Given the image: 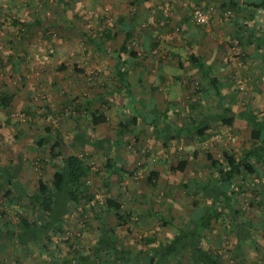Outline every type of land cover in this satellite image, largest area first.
<instances>
[{"label": "rangeland", "instance_id": "1", "mask_svg": "<svg viewBox=\"0 0 264 264\" xmlns=\"http://www.w3.org/2000/svg\"><path fill=\"white\" fill-rule=\"evenodd\" d=\"M132 5L133 0H0V95L6 93L12 97L6 109L0 108V121L5 123L0 122V159L6 156L8 148L9 153L14 149H24L26 152L22 150L23 154L32 158L27 160L29 169L33 168L36 173L28 180L27 194L21 195L15 205H5L0 193V227L8 224L17 226L18 216L23 214L35 216L29 208L28 194L35 191L37 177L50 181L54 172L52 164L59 160L61 150L51 147L55 140L63 144L66 154L79 155L89 167L86 179L88 191L55 226L56 234L48 244L50 249L42 252L39 245L24 248L13 240L3 239L0 264H62L59 256L69 260L68 264H79L78 254L96 244V229L101 223L99 213L105 210L102 203L107 197L119 200L122 209L129 207L132 213L131 220L124 225H118L112 217L109 219L110 228L114 229L113 238L120 249L127 253H139L157 242H166L175 228L157 216H169L174 222L184 224L194 216L191 191L194 186L189 184L186 188L185 184L210 178L206 151L220 159L223 150L240 155L250 147L248 122L237 119L231 127L215 129L204 141L185 132L178 139L168 138L167 135L165 139L153 140L149 136V142L143 139L135 145L132 135L128 138V128L126 141L114 150L106 142L116 138L117 113L107 111L109 120L102 137V147L87 148L75 144L70 149L68 144L78 131L88 137L96 135L86 116L97 105L86 110L81 101L82 98L108 91V84H112L109 77L112 74L111 65L121 43L120 38L106 41L105 31L109 29L113 34L112 29H116L119 21L127 16L125 14L131 11ZM194 11H188L190 16ZM230 12L231 15L224 17V11H220L217 23L220 30L213 28L212 25L217 22L213 17L208 26L201 28L210 35L211 42L220 40L224 45L222 56L234 82L232 90L223 92L229 96L230 92L233 94L230 96L232 100L224 105L232 103L234 113L260 107L259 115L264 119V83L260 85L241 74V71H249V65L243 61L239 42L241 36L237 37V33L224 27L233 21V13ZM149 15L140 14L137 17L141 30L157 23L156 15ZM85 29L88 30V37L84 34ZM169 29L171 31L167 34L171 38L168 41L188 36L190 31L186 34V30L193 31L192 27L186 29L183 24L175 22ZM213 29L217 37L213 36ZM134 45L128 48L133 49ZM152 50L166 61L171 56L170 51L155 44ZM138 51L144 57L145 52L142 49ZM61 65L65 69L59 71ZM74 67L83 75L78 76L73 71ZM175 72H180V69L176 68ZM182 77V94L173 101L180 111L176 118H172L173 123L185 124L183 119L188 114L197 120L202 113L216 111V100L203 97L201 81L193 76ZM180 115L183 118L178 119ZM19 124L24 127L20 128L22 132L16 129ZM38 132L44 135L43 147L39 151L31 150L37 144L34 135ZM17 133L22 139L25 137V142L14 139ZM194 152H197V158ZM107 161L113 163L117 170L111 175L105 168ZM122 170L128 174L122 173ZM150 171L158 173L154 183L145 182ZM132 172L134 174L130 175ZM106 180L107 186L104 185ZM254 183L257 188L252 190L243 187L236 206L242 211L241 218L255 224L252 229L255 249L236 242L237 222L224 211L219 219L209 224L207 233L211 238L203 246L204 250L219 257L220 264H264V177L254 178ZM147 238L152 240L147 242ZM99 264L114 263L101 256ZM116 264H142V258H136L135 263ZM171 264L189 263L186 255H182L172 259Z\"/></svg>", "mask_w": 264, "mask_h": 264}, {"label": "trees", "instance_id": "2", "mask_svg": "<svg viewBox=\"0 0 264 264\" xmlns=\"http://www.w3.org/2000/svg\"><path fill=\"white\" fill-rule=\"evenodd\" d=\"M255 6L264 13V1L255 4ZM124 32L127 41L130 36V30L125 29ZM84 34L88 35L87 32ZM237 37H239V34H237ZM119 50L124 53V46ZM128 54L132 57L136 56L134 51L128 52ZM191 59L193 67L203 70L204 65L199 58L192 57ZM125 66L123 61H118L114 71V76L118 82L123 83V80L128 76V70ZM64 69V65L58 68L59 71ZM74 71L78 75L83 74L82 71L76 68H74ZM204 75L208 76V74ZM209 80L215 88L216 94H218L219 88L216 79L209 77ZM109 96L105 97L106 101L113 100ZM11 100L12 97L10 95L2 93L0 95V108L6 109ZM96 100L95 98H91L85 99L83 102L87 106H90ZM129 103L130 98L125 101V104ZM216 108V111L204 113L198 121L179 130H171L167 125L166 118H163L158 112H152L154 116L152 118L160 123L159 129H155V133L159 132L158 135L161 133L166 134V136L170 134L168 138L172 139H178L182 137L183 132H186L194 134L204 141L209 138L211 132L215 129L220 130L224 127L233 126L237 118L245 119L249 125L251 143L249 148L244 150L240 155L223 150L220 159L216 158L210 151H206L207 166L211 169L210 178L203 179L202 181L193 180L185 184L186 188H188L189 184H193L194 186L191 191L194 198L192 202L195 214L188 223L174 222L172 217L168 216L166 218L158 215V219L174 226L175 232L171 238L166 242H157L145 251L127 253L120 249L114 240V229L110 228L109 219L112 217L118 222V225L127 224L132 218L131 210L129 207L122 209V204L119 200L107 197L102 203V207L105 210L99 213L101 223L96 229V244L86 252L78 254L79 264H99L101 256H106L114 264L127 261L135 263L136 258L139 260L140 257L142 258V264H171L172 259L182 255H186L189 264H220L219 257L204 250L203 246L208 244L211 238L207 233L209 224L211 221L219 219L224 211L231 220L237 222L234 234L236 242L239 245H247L255 249V237L252 233L255 224L248 219L244 220L241 218L242 211L239 210L236 204L238 203V195L242 193L243 187H250L251 190L257 188L254 178L263 179L264 177L262 174V169L264 168V119L260 118L257 111L251 109H244L236 114L230 107L223 106L220 101L216 105ZM134 113L132 115L127 111V114L131 116L130 122L133 125L136 124L137 118L142 115L137 111ZM87 118L90 120L91 128L107 122V118L101 109L93 110ZM211 124L214 126L212 127ZM118 126L116 132L119 138L115 143L116 147L121 145L122 130L125 127L124 121L121 120ZM75 144L99 146L100 143L90 142V138L81 132L71 139L70 145ZM135 145H137L136 142ZM55 146L64 151L60 150V158L53 164L54 172L50 181L46 182L42 178H39L35 191L28 197L29 208L33 213L32 215L35 216L23 214L18 216L17 226L8 224L0 227V244L3 239H10L24 248L39 245L40 249H50L48 244L52 236L56 234L55 226L70 212L71 207H75L76 203L88 191L86 179L89 167L85 160L79 155L66 154L65 147L60 142H56ZM135 148L137 150L136 146ZM193 154L195 158L198 157L197 152ZM105 168L108 170V175L117 171L115 165L110 161H107ZM121 172L126 175L128 174L124 170ZM132 174L134 172L130 173V175ZM157 176V172L150 171L145 182L154 183ZM0 177L5 178L8 185L3 198L8 199L6 202L8 205H13L14 201L17 200L14 195H25V191L16 182L15 178L8 175L2 168H0ZM107 183L108 181L106 180L104 185L107 186ZM197 197L199 198L196 199ZM262 227L264 228V222ZM151 240L147 238V242ZM59 260H62V264L69 263V260L63 259L61 256H59Z\"/></svg>", "mask_w": 264, "mask_h": 264}, {"label": "crops", "instance_id": "3", "mask_svg": "<svg viewBox=\"0 0 264 264\" xmlns=\"http://www.w3.org/2000/svg\"><path fill=\"white\" fill-rule=\"evenodd\" d=\"M262 1L264 0H133L131 11H128L129 13L125 14L127 16L119 21V25H117L116 29H112V31L114 33L116 32V34H112L109 29L105 31L104 38L106 41L111 40L112 38H120V47L124 46L125 48L124 53L118 50V54L113 60V62H115L111 65L113 72L111 71L112 74H110L109 77L112 79V84H108V91H102L103 93H99L97 96L82 98L81 101L86 110L88 107L96 104L97 106L91 108L89 113L93 110L101 109L107 118L106 123L93 126L92 129H94L96 135L95 137H89L90 142L93 141L100 144L99 146H80H86L87 148L102 147V137L105 135L106 124L109 120V116L106 115L107 111L117 113V126L115 128V132L119 127V122L121 120L124 121L125 127L122 130L121 144L126 141V132L128 128V138L132 135L134 142L136 143H139L143 139H147V142H149V136H152L153 140H160L161 138L165 139L166 134L160 133L158 135L159 132L155 133V129H159L160 123L152 118L154 117L152 115L153 111L158 112L163 116V118H166L167 125L171 130H179L183 127L192 125L195 121H198L202 117L203 113L197 120L196 117L191 116V114L185 115L186 117L183 119L185 120V124H175L172 120V118H176V115L180 111V109L175 106L173 101L177 96L182 94L183 88L180 81L184 75L187 77L193 76L199 79L204 88L203 97H213V99L216 100L215 106L220 101L223 106L232 108V103L224 105L226 102L228 103L229 100H232L230 99V96L232 97L233 94L230 92L229 96V94H223V92H227L229 89L232 90L234 86L233 76L224 61V56H222L224 45L220 40L216 41L217 43L211 42L209 39L210 35H207L202 31L201 28L203 27L196 26L192 22V14L190 16V12L188 13V11L200 9L208 12L213 17L214 21H217L214 25H211L213 28L218 27V30H220V27L217 25L220 11H232L233 21L226 24L224 27H227L228 30H232L241 36L240 44L243 61L245 60L246 64L248 63L247 65H249V71H241V74L248 76L247 78L251 77L252 81L254 80L262 85V83H264V13L261 12V9L255 6V4ZM178 11H180V14ZM149 13L155 14L157 17L155 19L158 21L147 30H141L138 26L140 21L137 20V17L140 14L149 17ZM174 22L183 24L186 29L190 26L193 28V31L186 30V34L190 31L188 36L183 37L182 39L178 38L176 40L168 41L171 37H169V34L167 33L171 31L169 27L173 26ZM189 24H192V26ZM125 29L130 30V36L127 41L125 38ZM85 32L88 33V30L85 29L84 33ZM86 36L88 37V35ZM213 36L217 37L215 29H213ZM90 39H92V37H90ZM130 43L132 44L131 46L128 45ZM134 44H136V47L129 49ZM154 44L157 45L158 48L162 47L163 49L170 51L169 53L171 56L170 58H167V61L161 59V57L157 54V51L152 50V46ZM100 47L102 46L100 45ZM134 49L136 56H129L128 52H131ZM138 49H142V51L145 52L144 57L140 56ZM182 50L185 54L183 56ZM114 52L116 53V51ZM119 52H121V54ZM192 57H197L201 60V63L204 65L203 70H198L191 65ZM118 61H123L126 65L125 68L128 70V76L125 80H123V83L118 82L114 76V71L117 67ZM65 64H67V62ZM176 68H179L180 72H175ZM204 74H208V76ZM209 77L216 79V83L219 88V93L217 92L218 94H216L215 88L211 84ZM107 95H110L109 97H112L113 100L106 101L105 97H107ZM91 98H95L97 100L92 105L87 106L83 101ZM129 98L130 103L125 104V101L129 100ZM194 106H196V104ZM251 110H255L259 113L260 107H254V109ZM127 111H129L132 115L135 114V111L142 114L137 118L136 124H131V116L130 114H127ZM197 112L199 113L200 110H197ZM88 116L89 114L86 117ZM181 118H183V116L178 119ZM0 122L4 123L2 121ZM21 127L24 128L20 124L16 127L18 132H22L20 130ZM26 133L27 130L25 129V134ZM79 133L81 132L78 131L76 134ZM183 134L185 133L183 132ZM20 135L21 134L17 133V136L15 135L14 139L16 138V141L18 142H25V137L22 139ZM115 135V139L108 140L106 143H110V147L112 146V149L117 150L119 146L116 147L115 143L117 142L119 136L117 132ZM34 137V142H37V144L34 148L32 147L31 150L38 149L39 151L43 147L42 139L44 138V135L43 133L38 132L35 133ZM29 140L30 139L27 141ZM56 142L58 141L55 140V143ZM55 143L52 144L51 147L53 149L59 148L55 146ZM68 146H70L71 149L70 143ZM4 147L7 146L5 145ZM8 149H6V151L4 149L6 156L4 158L1 157L0 168H2L8 175L14 177L16 182H18L22 187L23 191H25V194H27L28 180L29 178H33L34 175L36 176V173L33 171L34 169H29L30 163H28V161L32 158H27L26 155L23 154V151L26 152L24 149H22L23 151L14 149L13 151H10L11 153L8 152ZM50 160L52 159L50 158ZM12 163L14 164L11 165ZM262 174H264V171H262ZM39 178L40 177L36 178L37 182ZM7 188L8 185L5 178L0 177L1 198L4 199L5 205L12 206L6 203L8 201L7 198H3ZM30 194H28V196ZM14 196L18 202L21 195L15 194ZM16 201H14L15 203L13 205L17 203ZM1 249H3V247ZM40 250L43 252L42 248Z\"/></svg>", "mask_w": 264, "mask_h": 264}, {"label": "built area", "instance_id": "4", "mask_svg": "<svg viewBox=\"0 0 264 264\" xmlns=\"http://www.w3.org/2000/svg\"><path fill=\"white\" fill-rule=\"evenodd\" d=\"M229 15H231L230 11H224V13H223L224 17H227ZM211 18H212V16L208 12L202 11L200 9L195 10L192 14V22L196 26H200V27L208 26L211 22ZM239 88L243 89L242 86H240Z\"/></svg>", "mask_w": 264, "mask_h": 264}]
</instances>
